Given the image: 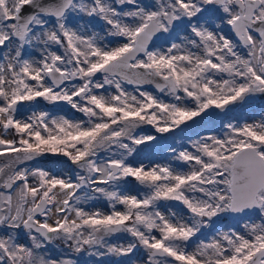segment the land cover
<instances>
[{
	"label": "snow or ice",
	"instance_id": "1",
	"mask_svg": "<svg viewBox=\"0 0 264 264\" xmlns=\"http://www.w3.org/2000/svg\"><path fill=\"white\" fill-rule=\"evenodd\" d=\"M257 97L264 0H0V264H78L55 241L109 264H264V114L173 147L174 164L137 160L159 142L142 126L183 131Z\"/></svg>",
	"mask_w": 264,
	"mask_h": 264
},
{
	"label": "rangeland",
	"instance_id": "2",
	"mask_svg": "<svg viewBox=\"0 0 264 264\" xmlns=\"http://www.w3.org/2000/svg\"><path fill=\"white\" fill-rule=\"evenodd\" d=\"M102 27H103L102 24L100 23L96 24L97 30H100ZM178 35L182 37L183 35H186V32H184L183 30L180 32L178 31ZM29 52L34 54L32 50H29ZM35 54L37 55V58H38V53H35ZM126 87L128 91L131 92L134 90L135 86L126 85ZM142 90H147L149 92H152L155 95L160 96L161 99L171 101V97L168 96L167 94H161L158 91L151 90L148 88H143ZM42 106L45 107L46 109H43ZM50 106L51 107L53 106L54 108H51ZM30 107L31 106H27V105L25 106L23 110L25 115L30 114L29 112ZM40 107L43 110L52 112L54 115H66L69 118H77V119L81 118L80 113L75 112L69 106L65 104H59V105L54 106V105H46L42 103ZM253 108L259 109L260 112L256 114L257 116L250 117L249 122H251L252 119L259 120L262 114H264V103H262L259 97H257L251 102L249 106L245 108H236L234 111L230 113H226V114L220 113L219 115L215 116L212 120H206L203 124L184 131L182 135L180 136H172L168 134L167 135L166 134H156L152 126H142V129L136 130L137 133L158 135L159 142L158 143L152 142L147 147L143 145L140 146L141 151L139 152L137 160H139L140 156L150 157L152 156V154L156 153L160 155V157L158 158L159 160L156 163H160V164L173 163L174 164L175 163L174 154L171 151L173 147L176 148L177 150L188 148V150L191 151L193 150L191 148L192 142L199 139L200 137L208 136V135H218V136L224 135L226 134V126L228 123L242 124L240 122L241 117L244 116L247 113V111L253 112ZM1 131L2 130H0V136H1ZM204 132H206L207 134H203ZM3 134L6 138H9V139L12 138L11 136H8L5 133ZM162 135H165V136H162ZM168 151L170 152V154L166 155L165 153ZM4 162H5V158L0 157V164H3ZM38 166L56 170V171H67V169H65L62 164L57 163L56 159L53 157L42 159L40 165ZM128 188L132 192V194H136V192L140 190V186L135 183H130ZM93 206L101 208L104 211L108 210V202L104 199L93 201L90 204L86 205V207H93ZM173 206L183 207L184 210L177 211V213L185 217L188 216V212L183 205L173 202ZM172 211H175L174 207H172ZM218 225L219 227L215 228ZM222 225H224V227H221ZM229 227H239V225L237 224L236 221L232 220L231 218L225 221H218L211 228L205 229L203 233L200 235V239L205 242H210L212 237L215 236L218 231H226ZM24 239L26 240L27 237L25 236ZM112 242H118V241L113 239ZM41 251L43 253L45 250H41ZM46 251L54 258L71 257L72 259L76 260L78 264H99L101 260L105 261V264H109L110 260L114 259L110 257H90L83 253L78 254V255L74 254L73 252H71L70 249L67 248V246L62 241H55L53 244L48 246Z\"/></svg>",
	"mask_w": 264,
	"mask_h": 264
},
{
	"label": "bare ground",
	"instance_id": "3",
	"mask_svg": "<svg viewBox=\"0 0 264 264\" xmlns=\"http://www.w3.org/2000/svg\"><path fill=\"white\" fill-rule=\"evenodd\" d=\"M178 31L180 32V31H182V30H178ZM29 55H32V53L29 52ZM50 107H51V106H50ZM42 108H43V109H46V108L43 107V106H42ZM51 108H54V107L52 106ZM259 112H260V110L257 109V108H253V112H249V111H247V113H246L244 116L241 117L240 122H241V123H244L245 121H249V120H250V119H249L250 117L257 116L256 114L259 113ZM197 119L199 120V118H197ZM210 120H212V119H210ZM205 121H206V120H205ZM205 121H202V122L197 123V124H193L191 127H189V128H185L183 131H181L180 129H177V130H175L174 133H167V134H168V135H172V136H180V135H182V133H183L184 131H186V130H188V129H192V128L196 127V126H199V125L203 124ZM208 132H209V131H208ZM209 133H210V132H209ZM209 133H208V134H209ZM167 134H166V135H167ZM203 134H207V133L204 132ZM1 136H4V134H3L2 131H1ZM162 136H165V135H162ZM165 154H166V155H169L170 152L168 151V152H166ZM159 157H160V155L154 153V154H152V156H150V157H148V156H144V157L140 156V158H139L138 161H141V162H143V163H145V164H152V163H156V162L159 160V159H158ZM150 162H152V163H150ZM173 207L175 208V212H177V211H183V210H184L183 207H179V206H173ZM217 227H219V225L216 226L215 228H217ZM221 227H224V225H222Z\"/></svg>",
	"mask_w": 264,
	"mask_h": 264
},
{
	"label": "water",
	"instance_id": "4",
	"mask_svg": "<svg viewBox=\"0 0 264 264\" xmlns=\"http://www.w3.org/2000/svg\"><path fill=\"white\" fill-rule=\"evenodd\" d=\"M144 88H148V89H151V90H155V91H158L154 85H145ZM260 101L262 103H264V97H259Z\"/></svg>",
	"mask_w": 264,
	"mask_h": 264
}]
</instances>
